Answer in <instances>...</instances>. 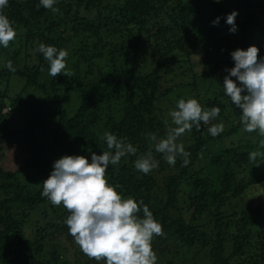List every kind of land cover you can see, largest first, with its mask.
Wrapping results in <instances>:
<instances>
[{
	"label": "trees",
	"instance_id": "trees-1",
	"mask_svg": "<svg viewBox=\"0 0 264 264\" xmlns=\"http://www.w3.org/2000/svg\"><path fill=\"white\" fill-rule=\"evenodd\" d=\"M38 4L8 0L2 10L17 37L0 45V264H69L61 262L67 251L74 252L71 264H106L82 253L65 223L68 210L41 196L57 159L90 160L109 151L105 132L137 149L106 175L162 224L165 235L152 241L157 264H177L194 249L207 256L202 264H264V156L249 159L253 151L264 153V137L244 131L240 109L223 91L225 69L234 67L231 52L256 46L264 58V0H57L58 11ZM233 11L235 33L226 22ZM41 43L68 52L71 75L48 74ZM166 76L180 83L168 86ZM187 89L205 109H221L211 123L223 122L224 131L212 137L211 124L193 127L177 140L190 163L182 166L178 157L172 166L148 134L166 136L172 95ZM7 142L26 152L19 170L3 168ZM149 152L159 166L144 174L134 163ZM33 213L39 223L27 233Z\"/></svg>",
	"mask_w": 264,
	"mask_h": 264
},
{
	"label": "clouds",
	"instance_id": "clouds-1",
	"mask_svg": "<svg viewBox=\"0 0 264 264\" xmlns=\"http://www.w3.org/2000/svg\"><path fill=\"white\" fill-rule=\"evenodd\" d=\"M219 2V0H217ZM57 0H39L37 7L58 11L54 8ZM8 7V0H0V45L9 47L15 41L17 30L3 9ZM233 11L227 15L226 22L231 25L229 31L235 33L237 27ZM219 23V17L212 22ZM49 64L48 74L51 77L71 75L66 71L68 52L43 43L37 49ZM234 67L225 69L223 91L233 105L241 111L240 122L246 132H257L264 137V58H259V49L249 46L246 50L236 49L231 52ZM6 67L15 71L11 60ZM43 71V69H41ZM236 77L240 82L231 79ZM219 107L205 109L196 98H181L175 110L168 115L171 125L167 127L166 136L158 139L155 134H148L154 142L155 151L163 154L166 162L174 166L177 158L182 157V166L190 163L191 153L185 151L178 138L193 127L199 130L201 123L211 124L208 132L216 137L224 131L223 122L212 124L220 115ZM167 124V121H165ZM109 151L102 154H91V159L83 155H64L53 163V170L43 181L41 196L47 198L53 206L68 210L66 218L69 234L79 246L82 253L95 261H106V264H157V254L153 250L154 237L164 236L162 224L157 221L149 207L143 201L121 195L119 185L113 186L107 179L109 165H118L121 158L135 155L137 149L123 139L105 132ZM264 148V140L260 141ZM264 153L253 151L249 159L253 162ZM159 166L151 152L139 156L134 167L149 174ZM143 213L141 217L139 214Z\"/></svg>",
	"mask_w": 264,
	"mask_h": 264
},
{
	"label": "rangeland",
	"instance_id": "rangeland-1",
	"mask_svg": "<svg viewBox=\"0 0 264 264\" xmlns=\"http://www.w3.org/2000/svg\"><path fill=\"white\" fill-rule=\"evenodd\" d=\"M203 51H201L198 54H196L195 56H193L194 59L200 60V58H202L203 54L205 53V51L204 52ZM145 58H146V56H145ZM200 68L201 67L198 65L197 69H200ZM165 79H166L165 82L168 83V86L169 85H173L176 82L180 83V79H177L176 82H173L172 81L173 78H171V76H166ZM17 83H20V82L18 81ZM18 87L20 88L19 84H17L16 88H18ZM187 90L188 91H186V92H182L181 91V94L177 93V92L173 93L172 101L176 104L177 101L179 99H181V98H184V99L192 98L190 96V94L193 91H191L190 89H187ZM36 93H37L36 90L35 91H31V96L36 94ZM59 96L61 97L60 93H59ZM40 97H43V95H41ZM30 99H32V98H30ZM20 113H21V107L20 106L16 107L14 112H13V116L15 117V119L18 122L19 121H23V119L21 120ZM226 141L229 142L230 139L226 138ZM6 144H7V152L9 154L5 158L4 163L2 164L3 168L6 169V170L16 171V170H19L22 167H24L25 163H24L23 160H24V158L26 156L23 153H26V152H22V153L15 152V147L13 146V144L11 142H7ZM242 167L243 168L249 167V163H245L244 165H242ZM245 172H247V170L246 171H239L238 172V177L243 176ZM38 223H39V221L36 219V215H34V213H33L31 218H29V220L27 221L26 225L24 226L26 232L29 233L30 228H35ZM56 244H57V247H58L59 250L65 249V247L67 245V243L63 242V241L62 242L57 241ZM195 250L196 249H194L191 253H183V254H181L178 257V259H177V264H202V263H204V262H206L208 260L207 256L203 252L197 253ZM73 253H74L73 251H67L66 253H64L65 260L61 259V262H67L69 264H71V261L74 262V257L73 258L71 257V256H73ZM84 263H85V261L82 260L81 264H84Z\"/></svg>",
	"mask_w": 264,
	"mask_h": 264
}]
</instances>
